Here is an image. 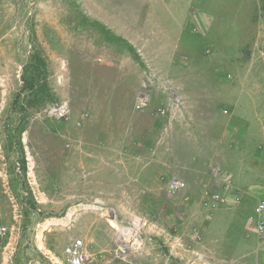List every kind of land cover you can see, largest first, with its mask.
Listing matches in <instances>:
<instances>
[{"label": "rangeland", "instance_id": "rangeland-1", "mask_svg": "<svg viewBox=\"0 0 264 264\" xmlns=\"http://www.w3.org/2000/svg\"><path fill=\"white\" fill-rule=\"evenodd\" d=\"M59 101L68 117L47 116ZM174 174L188 190H168ZM97 198L139 228L136 246L112 250ZM261 200L264 0H0V223L24 214L16 264L68 244L101 264H264ZM229 207L225 234L210 223Z\"/></svg>", "mask_w": 264, "mask_h": 264}, {"label": "built area", "instance_id": "built-area-1", "mask_svg": "<svg viewBox=\"0 0 264 264\" xmlns=\"http://www.w3.org/2000/svg\"><path fill=\"white\" fill-rule=\"evenodd\" d=\"M169 96L171 104L174 107L175 104L180 102L179 88L170 87ZM150 102V91L147 88V83L143 82L142 87L137 93L135 99V108L141 109ZM172 107V108H173ZM70 108L68 102L59 101L50 104L46 107L45 113L51 118H66L68 117ZM162 112H166L162 110ZM168 190L171 192H177L186 187V182L182 179L172 177L168 182ZM218 201H224L219 194L214 195ZM241 197V196H240ZM102 212L114 226L116 232L112 238V250L114 252H123L126 249L136 246L142 238L141 231L136 225L130 222L124 223L118 220L116 211L114 214H110L108 207L104 201L95 199L90 206ZM16 214L14 216V223L7 225L0 223V264H16V253L19 246V238L21 231L22 214L21 209L14 205ZM254 220L256 224V230L259 234L264 235V200L259 201L254 208ZM45 254V253H44ZM52 264H101L96 260L88 258L79 246L68 244L64 247L62 258H52L45 254Z\"/></svg>", "mask_w": 264, "mask_h": 264}, {"label": "crops", "instance_id": "crops-1", "mask_svg": "<svg viewBox=\"0 0 264 264\" xmlns=\"http://www.w3.org/2000/svg\"><path fill=\"white\" fill-rule=\"evenodd\" d=\"M203 157V156H202ZM201 158V157H200ZM206 157H203V161L205 162L206 161ZM172 177H176V178H179V179H182L183 181H185L184 180V178L183 177H180V176H177V174H174ZM186 182V181H185ZM233 183H232V181L231 180H229V183H227V186L231 189V190H233V192L234 191H236V188L232 185ZM187 186H188V182H186V187L184 188V189H182V190H178L177 192H174V193H178V192H181V191H183V190H188V188H187ZM149 188H147V190H148ZM228 189V188H227ZM205 190V189H204ZM219 192V194L221 195V193L220 192H224L223 191V189H221V190H218ZM230 193H232V192H230ZM199 195H202V191L199 193ZM240 202V201H239ZM199 203V202H198ZM241 203V202H240ZM239 203V204H240ZM239 204H235V205H233V206H235L234 208H238V205ZM256 204H257V202H256ZM255 204V205H256ZM240 206V205H239ZM199 208L201 209V210H203L204 209V207H202V206H200L199 205ZM210 209V207L208 208V210ZM229 209V211L230 212H228V210H225V212H226V214H223V216H224V218L223 219H217V218H214V217H212V220H211V223H210V225L212 226V227H214L215 225H217L218 223H222V224H224V228H225V230H224V233L225 234H228L230 231H231V225H232V222H231V219L229 218V217H231V218H233V215H234V212H233V207H229L228 208ZM205 211V210H204ZM232 212V213H231ZM254 212V209H253V211H252V213ZM252 216V215H251ZM252 219V218H251ZM195 231V230H194ZM196 231H197V229H196ZM193 232V231H192ZM181 239V238H180Z\"/></svg>", "mask_w": 264, "mask_h": 264}, {"label": "bare ground", "instance_id": "bare-ground-1", "mask_svg": "<svg viewBox=\"0 0 264 264\" xmlns=\"http://www.w3.org/2000/svg\"><path fill=\"white\" fill-rule=\"evenodd\" d=\"M31 168V167H30ZM32 169V168H31ZM34 176V175H33Z\"/></svg>", "mask_w": 264, "mask_h": 264}]
</instances>
